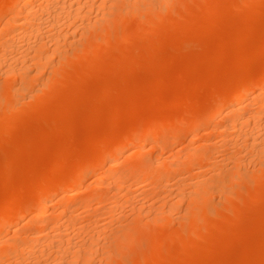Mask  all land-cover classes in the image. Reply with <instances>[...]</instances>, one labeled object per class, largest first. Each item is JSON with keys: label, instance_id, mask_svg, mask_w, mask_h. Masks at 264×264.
Segmentation results:
<instances>
[{"label": "rangeland", "instance_id": "rangeland-1", "mask_svg": "<svg viewBox=\"0 0 264 264\" xmlns=\"http://www.w3.org/2000/svg\"><path fill=\"white\" fill-rule=\"evenodd\" d=\"M144 1H138L136 6L141 9L147 7V2L151 5L152 0ZM251 1L166 0L164 11L155 3L145 11L135 10L138 7L132 4L124 13L125 8L119 10L123 7L120 0L115 12L103 11L107 17L101 11H92L94 24L88 17L91 27L86 29L77 22V27H70L75 34L67 33L69 28H65L64 33L70 37L65 41L68 45H62L65 53L61 51L62 56L55 54L45 61L41 72L36 73L33 68V82L26 90H20L19 79L0 76V98L12 96L11 101L5 97L0 105V220L4 222L0 239L9 241L5 244H18L21 237L31 232L44 234L47 230L48 240L67 232V238L74 239L72 246L69 239L66 243L71 248L65 245V235L59 248L63 244L68 251L80 248L79 243L81 248L91 243L97 250L89 264H264V153L260 152L261 156L258 151H248L245 137L243 141L226 132L225 113L211 111L225 88L239 86L248 75L254 77L264 71V0ZM7 3L0 0V29L7 16L13 14L12 5ZM44 84L47 87H42ZM263 95L264 79L224 107L228 110L229 105L232 108L233 104L245 102L257 110ZM147 126L153 130L150 135L143 132L132 146L125 148V155L118 154L123 159L137 149L131 155L136 154L133 164L128 158L131 165L125 162L114 172L122 174L133 166L132 170H142L133 172L134 179L126 178L130 185L123 187V183L118 192L113 183L103 182L106 171L111 170L112 156L99 152L111 146L120 133ZM261 131L258 137L264 130ZM152 144L156 148L152 149ZM191 150L190 158V154L186 155ZM150 161H156L152 163L153 171ZM89 164L90 170L67 189H57L47 202L27 206L9 221L6 214L11 204L29 205L38 199L42 185L83 172ZM135 174L139 176L136 178ZM82 199L92 200L85 205ZM175 201V208L167 212L170 202ZM62 203L69 205L71 212L58 217ZM56 224H60L58 230L63 234L54 232ZM91 237H95L94 242H89ZM43 241L47 244L44 248H50L45 249L43 258L38 253L41 258L34 257L35 261H55L50 250L56 248L55 239L51 240L54 244L44 239L39 247L45 245ZM25 248L27 251L29 247ZM4 250L9 249L3 247ZM74 253L75 258L78 255ZM14 255L18 256L9 255L7 261ZM15 256L13 261H17ZM73 256L70 260L74 261ZM62 257L58 259L61 262L69 258L65 254ZM7 261L2 263L17 264Z\"/></svg>", "mask_w": 264, "mask_h": 264}, {"label": "bare ground", "instance_id": "bare-ground-1", "mask_svg": "<svg viewBox=\"0 0 264 264\" xmlns=\"http://www.w3.org/2000/svg\"><path fill=\"white\" fill-rule=\"evenodd\" d=\"M134 1H136V4H135V2ZM138 1H143V2H145L144 0H121V3H119L120 2V0H100L99 2H98V0H7V4H10V5H12V7H13V14L11 15V13H10V15L9 16H7V19H6V21H5V23L3 24V26H2V28L0 29V76H4V77H7V76H9V77H11V80H15L16 78L17 79H19V82H20V90H26V89H24L25 87H27L28 86V84L30 85L32 82H33V79H30V72H31V70L34 68L35 70L34 71H36V73L37 72H41V70H39L40 68L42 69V66L44 65V63H45V61H48V59L50 58L51 59V57L52 56H54L55 54L57 55H60L61 53V51L63 50V46L62 45H64V43L65 44H67L65 41H67L68 40V38H70V37H68L67 38V36L69 35V34H75V30L73 31V30H71L70 29V27L71 26H76L77 27V25L79 24V23H77V22H81V24H84L85 25V27L84 28H89V26H90V23L91 22H89L90 21V19H88V17L89 18H91L92 16L90 15V13H92V11H98V12H102L103 13V11L105 12V14L107 13L108 14V10L110 11V10H112L111 12H115V9H116V7H117V5H115L116 3H119L120 4V6L123 4V7L121 6V7H119V10H121L122 8H125V9H123V11L122 12H124L125 10H127L128 11V7H130L132 4V7H135L136 5H138ZM171 1H173V0H171ZM2 2V1H1ZM123 2V3H122ZM149 2H151V1H149ZM170 2V1H169ZM250 2H252L251 0H250ZM155 3V4H154ZM165 3H166V0H152V2H151V5H156L157 7H159V8H161L162 7V9L164 8V5H165ZM253 3V2H252ZM139 4H141V3H139ZM147 4L149 5V7H152L148 2H147ZM230 4V3H229ZM9 5V6H10ZM115 5V6H114ZM148 5H147V7H148ZM153 5V6H154ZM119 6V5H118ZM125 6V7H124ZM140 6V5H139ZM142 6V5H141ZM171 6V5H170ZM136 7H138V6H136ZM135 7V8H136ZM146 6H143V7H141V9H139V7L138 8H136L135 10H137V11H141L142 10V8H143V10L142 11H145L146 10V8H147ZM145 8V9H144ZM154 8V7H153ZM105 9H107V10H105ZM114 9V10H113ZM131 9V8H130ZM152 9V8H151ZM149 10V9H148ZM165 9H163V11H164ZM10 11V10H9ZM132 11V10H131ZM153 11V10H152ZM168 11H170V10H168ZM8 12V11H7ZM94 12V13H95ZM110 12V13H111ZM133 12H134V10H133ZM136 12V11H135ZM158 12V11H157ZM156 12V13H157ZM117 13V12H116ZM125 13V12H124ZM146 13V12H145ZM158 13H160V12H158ZM104 14V13H103ZM104 14V15H105ZM123 14V13H122ZM136 14H138V12L136 13ZM102 15V14H101ZM101 15H99L100 16V18H102L101 17ZM103 15V17H107V15H105L104 16ZM140 15H142V14H140ZM157 15V14H156ZM91 16V17H90ZM109 16V15H108ZM137 16V15H136ZM159 16L157 15V18H158ZM96 18H99V17H96ZM109 18H110V16H109ZM142 18V17H141ZM149 18V17H148ZM103 19V18H102ZM106 19H108V18H105V20ZM150 19V18H149ZM160 19V18H159ZM159 19H157V20H159ZM89 20V21H88ZM146 21L148 20V19H145ZM91 21H92V18H91ZM104 21V20H103ZM102 21V22H103ZM145 21V22H146ZM160 21V20H159ZM87 22V23H86ZM94 21H92V24H94L93 23ZM106 21H104V23H105ZM116 22H117V19H116ZM128 22V21H127ZM77 23V25H75ZM99 23H101V22H99ZM91 24V25H92ZM143 24V23H142ZM89 25V26H88ZM100 25L101 24H99V29H100ZM74 26H73V28H74ZM92 26H94V25H92ZM97 26V25H96ZM116 26V25H115ZM91 27V26H90ZM109 27V26H108ZM121 27V26H120ZM65 28H67V30H68V28H69V31H67ZM72 28V29H73ZM95 27H93V29H94ZM105 28H106V26H105ZM64 29L67 31V33H69V34H67L66 33V31H65V33H64ZM99 29H97V30H99ZM111 29H113V28H111ZM71 30V31H70ZM90 31V30H89ZM74 32V33H73ZM85 32V31H84ZM86 32H87V30H86ZM85 32V33H86ZM106 32V31H105ZM104 32V33H105ZM81 33H83V32H81ZM80 33V34H81ZM97 33H99L98 31H97ZM103 33V32H102ZM88 34V33H87ZM84 35V34H83ZM95 35H97V34H95ZM5 36V37H4ZM71 37H72V35H70ZM81 36V35H80ZM73 37H75V35H73ZM78 37V36H77ZM46 39L48 40V41H46ZM76 39V38H75ZM83 39V38H82ZM85 39V38H84ZM101 40H103V39H101ZM53 42V44L51 43V42ZM73 41V40H72ZM95 41V40H94ZM78 42V41H77ZM96 42V41H95ZM97 42H101V41H97ZM51 43V44H50ZM62 43V44H61ZM76 43V42H75ZM71 44H74V43H71ZM85 44H87V42H85ZM68 45V44H67ZM82 45V44H81ZM60 47H62V48H60ZM65 47L66 46H64V49H65ZM70 47H72V46H70ZM82 47H84L83 45H82ZM88 47V46H87ZM95 47V46H94ZM76 48V47H75ZM80 48V47H79ZM62 49V50H61ZM77 49V48H76ZM33 52V54H31L30 55V53H32ZM66 51V50H65ZM70 51V50H69ZM73 51V48H72V50H71V52ZM63 52V51H62ZM63 53H65V52H63ZM78 53V52H77ZM71 54V53H70ZM61 56H62V54H61ZM70 56H72V55H70ZM64 57V56H63ZM58 59V58H57ZM67 59V58H66ZM61 61H63V59H61ZM62 63V62H61ZM216 63V62H215ZM63 64V63H62ZM52 65H54V64H52ZM60 66V65H59ZM59 66H57V68L59 67ZM50 67V66H49ZM55 67V66H54ZM264 68V67H263ZM217 69V68H216ZM56 70V69H55ZM62 70V69H61ZM33 71V70H32ZM263 71V70H262ZM34 73V72H33ZM36 73L35 74H32L33 76L34 75H36ZM53 73H55V72H53ZM1 74H3V75H1ZM45 74V73H44ZM249 74V73H248ZM32 75H31V77H32ZM249 76V75H248ZM247 76V78L245 77V79L243 80V81H240L241 83L239 84V86H236L235 87V85L234 86H231V87H227V88H225L224 89V91L217 97V99H216V101H215V104L212 106V110L211 111H213V112H224L225 113V123H226V125L224 124L223 126L227 129V131L226 132H229V133H231L232 135H235V136H240V137H242V139H243V137H245V141H244V139H243V141L245 142V144H246V149H248V151L250 150V151H252V152H254V153H256V151H258V153H260V152H263L264 153V99H261L260 100V107L259 108H257L256 107V109L257 110H253L252 109V107H251V104L249 105V107H251L250 109H249V107H248V103H247V105L245 104V102H238L237 104H233V106H232V108H230V105L228 106L229 108H228V110H226L227 108L226 107H224V104H227L226 102H228L229 100L231 101V99H233L234 97H237V96H240V95H242V93H245L249 88H251V87H253V86H255V85H257V84H259V83H261V81L264 79V71L263 72H261L260 74H256L254 77H252V76H249L248 77ZM19 77V78H18ZM47 77V76H46ZM51 77V76H50ZM15 78V79H14ZM6 79V78H5ZM10 80V79H9ZM36 80V79H35ZM52 80V79H51ZM16 81V80H15ZM42 81V80H41ZM44 81H46V80H44ZM36 82V81H35ZM51 82V81H50ZM45 84H48L49 83V81H47V82H44ZM2 84H4L3 82H2ZM43 84V82L41 83V85ZM43 85L42 87H47L46 85ZM261 85V84H260ZM19 86V85H18ZM18 86H17V88H18ZM229 86V85H228ZM1 87V86H0ZM31 87V86H30ZM38 87V86H37ZM233 87V88H232ZM13 88H14V86H13ZM13 88H11V89H13ZM38 89V88H37ZM36 89V90H37ZM1 90V89H0ZM15 90V89H14ZM17 90V89H16ZM19 90V89H18ZM33 90H34V88H33ZM35 91V90H34ZM19 92V91H18ZM28 92V91H27ZM17 93V92H16ZM16 93H14V95L16 94ZM35 94V93H34ZM18 94H16V96H17ZM36 96H37V93L35 94ZM15 96V97H16ZM28 96V95H27ZM264 96V95H263ZM6 98H8L9 100H10V97H12L11 95H9V96H5ZM5 97H2V98H0V105H1V102L3 101V99L5 98ZM33 97V94H32V96H31V98ZM23 98V97H22ZM264 98V97H263ZM14 99V98H13ZM24 99V98H23ZM5 101V100H4ZM11 101V100H10ZM258 102H259V100H257ZM256 101V102H257ZM5 103V102H4ZM3 104V103H2ZM6 104V103H5ZM8 104V103H7ZM6 104V105H7ZM19 104V103H18ZM17 104V105H18ZM26 104V103H25ZM28 104V103H27ZM257 104H259V103H257ZM16 105V104H15ZM12 106V105H11ZM10 106V107H11ZM12 108V107H11ZM15 108V107H14ZM226 108V109H225ZM11 110V109H10ZM206 110V109H205ZM8 111V110H7ZM213 112H209V113H212V116H213ZM3 113V112H2ZM8 113V112H7ZM201 113V112H200ZM198 114V113H197ZM200 116V115H199ZM3 117V116H2ZM218 118V117H217ZM208 120V119H207ZM222 123V122H221ZM11 124V123H10ZM150 125V124H149ZM152 125H154V124H152ZM196 125H197V123H196ZM223 126H222V128H223ZM251 126V127H250ZM142 127V126H141ZM150 127H151V125H150ZM150 127H144V128H142V129H140V130H137V129H135L134 130V128L132 129V130H130V129H128V130H126L125 132H122V133H120L119 135H120V137L118 136V138L116 137V138H114L115 140H113L114 142L111 144V146H106L105 148H103V150H101L99 153L100 154H103V155H105L106 157H107V155H110V157H111V160H110V162H111V170L110 169H108L109 171H106V175L104 176L105 177V180L103 181V182H105L106 181V183H113V185H115L116 187H118V189H119V191L118 192H121L122 191V189H120L121 188V185L123 184V187H125V184L127 185H130L129 183H128V181H126L127 179L128 180H130L131 178H133L134 179V173L135 172H137V169H139L140 170V172L142 171L141 170V168H137V169H134V170H132L135 166H133V168L131 169V167H130V170H132V171H130L129 169H127L124 173H122V174H119V173H116L118 170V167L120 166H123L124 164H125V162H126V164L127 163H129V162H127L126 160L128 159V158H131V162H132V164H133V162H134V160H133V157H134V159H135V155L136 154H134L133 156H131L133 153H135L134 151H136L135 149L133 150V152H129L128 154H126V157L124 156V158H126V159H122V161H120L121 159H120V157L118 156V154L121 156V154H123V155H125V153H123L124 151H125V148H127L128 146H132V144H134L138 139H139V137H140V135L144 132L145 134H147V135H150L152 132H153V130H152V128H150ZM247 127H250L251 128V130H249L250 128H248V130H247ZM154 128H155V126H154ZM224 128V129H225ZM260 129V131H261V129H263L262 131H263V134H261V136L260 137H258V135H259V133H260V131L258 130V129ZM257 129V130H256ZM216 130V129H215ZM254 130H256V131H259V132H256V131H254ZM262 131H261V133H262ZM223 132V131H222ZM226 132H224V133H226ZM256 132V134H254ZM48 133V132H47ZM122 134V135H121ZM258 134V135H257ZM229 136V135H228ZM239 137V138H240ZM157 138V137H156ZM241 139V138H240ZM152 142V141H151ZM236 142V141H235ZM241 142V141H240ZM244 142H242V143H244ZM156 144V143H155ZM239 144V143H238ZM245 144H243L244 145V147H245ZM107 145V144H106ZM240 145H241V143H240ZM158 146V145H157ZM100 147V146H99ZM152 149H154V148H156L155 147V145H151L150 146ZM150 148V149H151ZM199 148V147H198ZM131 149V148H130ZM144 150H146V149H144ZM245 150V149H244ZM128 151V150H127ZM130 151V150H129ZM151 151V150H150ZM187 151V150H186ZM246 151V150H245ZM139 151H137V153H138ZM145 152V151H144ZM188 152H189V150H188ZM190 152H192V150L190 151ZM200 152V151H199ZM160 153V152H159ZM249 153H251V152H249ZM253 153V154H254ZM190 154V155H189ZM191 154H193V152L192 153H188L186 156H188L189 155V157L190 156H193V155H191ZM257 154V153H256ZM261 154V156H262V153H260ZM116 155H117V157H116ZM156 155V154H155ZM228 155V154H227ZM145 156V155H144ZM147 156V155H146ZM194 156H195V153H194ZM104 157V156H103ZM105 157V158H106ZM109 157V158H110ZM197 157V156H196ZM196 157L194 158V159H196ZM202 157H205V155L204 156H202ZM227 157H229V156H227ZM235 157V156H234ZM191 158V157H190ZM206 158V157H205ZM180 159V158H179ZM186 159V158H185ZM193 159V158H192ZM152 160V159H151ZM158 160V159H157ZM181 160V159H180ZM183 160V159H182ZM26 161V160H25ZM128 161H129V159H128ZM162 161V160H161ZM201 161V160H200ZM229 161V160H228ZM131 162L129 163L130 165H131ZM163 162V161H162ZM165 162V161H164ZM170 162V161H169ZM190 162V161H189ZM152 163H154V164H156V161L155 162H152ZM151 163V161H150V164H151V166L149 167V168H153V167H155L154 166V164H152ZM178 163V162H177ZM180 163H181V161H180ZM180 163H178L179 165H180ZM183 163H185V162H183ZM204 163V162H203ZM237 163H239V162H237ZM125 164V165H126ZM150 164H146L147 166H149ZM162 164V163H161ZM190 164H192L193 165V163H191L190 162ZM263 164V163H262ZM86 165V164H85ZM94 165V164H93ZM129 165V166H130ZM172 165H175V161H174V164L172 163ZM172 165H170V166H172ZM182 165L183 164H181V166H178L177 168H181L182 167ZM189 165V164H188ZM196 165V164H195ZM147 166H145V167H147ZM157 166V165H156ZM164 166V165H163ZM162 166V167H163ZM169 166V165H168ZM177 166V165H176ZM176 166H174L175 168H176ZM211 166V165H210ZM221 166V165H220ZM260 166V165H259ZM216 167H218L217 165H216ZM224 167V166H223ZM264 167V166H263ZM90 168H91V165L89 164V166L87 165V167L86 168H84V170H83V172H79L78 174H80V175H78V174H74V175H70V176H67L66 178H63V179H54V180H51V181H49L47 184H44V185H42V188H41V192L39 193V197H38V195H37V198L38 199H35V201H33V202H29V205H22V204H19V202H17V204H11V206L9 207V208H7L8 210H7V218L9 219V221L11 220V219H15L14 217H16V216H18V215H20L23 211H25V210H27V209H25L27 206H34V205H36L37 203H39V202H47L48 201V199H50L51 197V195L53 194V193H55L56 192V190L58 189L59 191H60V189H62V188H66L67 186L69 187V185L72 183L73 184V182L75 183V181H77V180H79L80 178H82V176L86 173V172H88L89 170H90ZM116 168V169H115ZM127 168H129V167H127ZM149 168H148V170H149ZM160 168V167H159ZM176 168V169H177ZM210 168V167H209ZM231 168V167H230ZM229 168V169H230ZM144 169V168H143ZM162 169V168H161ZM174 169V168H173ZM176 169H174V170H176ZM211 169V168H210ZM213 169V168H212ZM218 169V168H217ZM257 169V168H256ZM113 170H115L116 172H114ZM136 170V171H135ZM169 170H171V168L169 169ZM216 170V169H215ZM221 170V169H220ZM226 170H228V169H226ZM255 170V169H254ZM129 171V172H128ZM144 171H146L147 172V170H144ZM143 171V172H144ZM151 171H153V169L151 170ZM225 171V170H224ZM223 171V172H224ZM245 171V170H244ZM248 171V170H247ZM72 172V171H71ZM134 172V173H133ZM172 172V171H171ZM237 172V171H236ZM250 172V171H249ZM139 173V172H138ZM145 173V172H144ZM176 172H174V174H175ZM205 173V172H204ZM220 173V172H219ZM228 173V172H227ZM253 173V172H252ZM257 173H261V172H257ZM67 174V173H66ZM119 174V175H118ZM140 174V173H139ZM139 174H137L138 176H139ZM160 174V173H159ZM173 174V173H172ZM173 174V175H174ZM221 174H222V172H221ZM248 174V173H247ZM137 175L135 174V177L137 178ZM142 175V174H141ZM149 175V174H148ZM223 175V174H222ZM66 176V175H65ZM131 176V178H129ZM169 176V175H168ZM228 176V175H227ZM236 176V175H235ZM253 176V175H252ZM104 177H103V179H104ZM141 177V176H140ZM143 177V176H142ZM155 177H157V176H155ZM154 177V178H155ZM166 177V176H165ZM203 177V176H202ZM219 177H220V175H219ZM234 177V176H233ZM237 177V176H236ZM127 178V179H126ZM145 178H146V176H145ZM167 178V177H166ZM178 178H179V176H178ZM235 178V177H234ZM141 179V178H140ZM177 179V178H176ZM214 179H215V177H214ZM225 179H227V178H225ZM236 179V178H235ZM259 179V178H258ZM162 180V179H161ZM160 180V181H161ZM224 180V179H223ZM155 181V180H154ZM209 181V180H208ZM212 181V180H211ZM213 181H215V180H213ZM231 181V180H230ZM126 182V183H125ZM131 182H132V180H131ZM202 182V181H201ZM227 182H229V180L227 181ZM145 183H146V181H145ZM199 183V182H198ZM155 184V183H154ZM189 184V183H188ZM215 184H217V183H215ZM108 185V184H107ZM131 185H132V183H131ZM135 185V184H134ZM158 185V184H157ZM195 185V184H194ZM200 185V184H199ZM153 186V185H152ZM196 186V185H195ZM105 187H108V186H105ZM130 187V186H129ZM149 187V186H148ZM185 187V186H184ZM220 187V186H219ZM218 187V188H219ZM82 188V187H81ZM196 188V187H195ZM200 188V187H199ZM204 188V187H203ZM207 188V187H206ZM67 189V188H66ZM130 189V188H129ZM134 189V188H133ZM158 189V188H157ZM184 189V188H183ZM198 189V188H197ZM197 189H196V192H197ZM212 189V188H211ZM126 190V189H125ZM159 190V189H158ZM194 190V189H193ZM216 190V189H215ZM109 191V190H108ZM130 191V190H129ZM134 191V190H133ZM198 191H201V190H198ZM117 192V191H116ZM115 192V193H116ZM192 192H195V191H192ZM202 192V191H201ZM73 193H74V191H73ZM91 193V192H90ZM114 193V194H115ZM156 193V192H155ZM197 193H199V192H197ZM223 193V192H222ZM76 194V193H75ZM78 194V193H77ZM97 194V193H96ZM99 194V193H98ZM103 194V193H102ZM122 194V193H121ZM124 194V193H123ZM122 194V195H123ZM126 194V193H125ZM130 194V193H129ZM165 195V194H164ZM171 195V194H170ZM205 195V194H204ZM62 196V195H61ZM121 196V195H120ZM130 196V195H129ZM197 196V195H196ZM196 196H194V197H196ZM58 197H59V195H58ZM57 197V198H58ZM118 197H119V195H118ZM135 197V196H134ZM199 197V196H198ZM90 198H91V196H90ZM125 198V197H124ZM55 199V198H54ZM85 200L86 199H89V198H84ZM105 199V198H104ZM184 199V198H183ZM32 200V199H31ZM62 200V199H61ZM83 200V199H82ZM85 200H83V201H85ZM92 199H90V201H91ZM114 200H116V199H114ZM113 200V201H114ZM118 200V199H117ZM199 200V199H198ZM26 201V200H25ZM87 201H89V200H87ZM87 201H85V205H87L88 203H90V201L89 202H87ZM181 201H182V199H181ZM80 203V202H79ZM111 203V202H110ZM172 203V204H171ZM175 203H178V201H175V202H170V204H169V208H168V211L167 212H169V211H172V209H174L175 207H174V205H176ZM28 204V203H27ZM46 204V203H45ZM61 204V203H60ZM68 204H69V202H68ZM82 202H81V205H84ZM155 204V203H154ZM50 205V204H49ZM54 205V204H53ZM73 205H74V203H73ZM55 206V205H54ZM129 207V206H128ZM135 207V206H134ZM137 207V206H136ZM141 206H139V208H140ZM29 208V207H28ZM165 208V207H164ZM25 209V210H24ZM59 209H60V207H59ZM113 209V208H112ZM132 209V208H131ZM141 209V208H140ZM58 210V209H57ZM69 210H70V208H69V205H67V204H65V203H62V205H61V209L59 210V214H57L56 213V215H58V217L60 216V217H62L61 215H63V217H64V215L66 214V215H69V214H67V212H69ZM71 210H73V209H71ZM105 210H107L108 211V209H105ZM75 211H76V209H75ZM5 212H6V210H5ZM71 212V211H70ZM69 212V213H70ZM74 212V211H73ZM106 212V211H105ZM149 212H151V211H149ZM164 212H166V210L164 211ZM139 213H141V211H138V214ZM55 214V213H54ZM72 214V213H71ZM70 214V215H71ZM119 214V213H118ZM164 214V213H163ZM43 215V214H42ZM44 215H46V214H44ZM65 215V216H66ZM126 215V214H125ZM55 216V215H54ZM73 216V215H72ZM136 216V215H135ZM145 216V215H144ZM147 216V215H146ZM166 216V215H165ZM81 217V216H80ZM120 217H121V215H120ZM168 217V216H167ZM36 218V217H35ZM51 218V217H50ZM83 218V217H82ZM118 218V217H117ZM116 218V219H117ZM159 218H161V217H159ZM158 218V219H159ZM166 218V217H165ZM164 218V219H165ZM8 219H4V220H6V222H7V220ZM39 219H41L40 217H39ZM167 219V218H166ZM171 219V218H170ZM62 220V219H61ZM73 220V219H72ZM75 220H76V217H75ZM121 220V219H120ZM153 220H156V219H153ZM162 219H160V221H161ZM8 221V222H9ZM63 221V220H62ZM74 221V220H73ZM85 221V220H84ZM122 221V220H121ZM167 221V220H166ZM179 221H181V220H179ZM56 222V221H55ZM68 222V221H67ZM78 222V221H77ZM80 222V221H79ZM162 222V221H161ZM4 222L3 221H1L0 220V226H2V224H3ZM38 223V222H37ZM58 223V222H57ZM71 223H72V221H71ZM147 223V222H146ZM32 224V223H31ZM43 224V223H42ZM63 224V222L61 223V225ZM65 224V223H64ZM68 223H66V225H67ZM87 224V223H86ZM94 224H96V223H94ZM93 224V225H94ZM121 224V223H120ZM10 225V224H9ZM50 225V224H49ZM65 225V226H66ZM72 225V224H71ZM92 225V224H91ZM90 225V226H91ZM97 225V224H96ZM154 225H155V223H154ZM12 226V225H11ZM56 226V227H55ZM53 225V227H50V228H53V230L55 229V231L54 232H56L58 229H60V224H56V225ZM62 226H64V225H62ZM61 226V227H62ZM70 226V225H69ZM101 226V225H100ZM127 226V225H126ZM15 227V226H14ZM44 227V226H43ZM49 226H47V228H48ZM97 227V226H96ZM45 228V227H44ZM44 228H43V230H44ZM46 228V229H47ZM81 228V227H80ZM83 228V227H82ZM99 228V227H98ZM97 228V229H98ZM101 228V227H100ZM87 229V228H86ZM89 229V228H88ZM95 229V228H94ZM104 229V228H103ZM106 229V228H105ZM104 229V230H105ZM13 230V229H12ZM37 231H38V229H36ZM42 230V231H43ZM85 230V229H84ZM102 230V229H101ZM47 231V230H46ZM46 231H44V232H42V233H44V234H39V233H29L27 236H24V238L22 239V237H21V240H20V243H18V244H16V243H12V244H5V243H8L9 241H5V239H0V263H2V261H4L3 263H5V260L7 261V257L9 256V255H13V254H18V256L16 255H14L15 257H17V261H13V257H12V261L11 260H9V258H8V261H7V263L10 261V263H12V262H14V263H16L17 262V264H28V263H30V264H59V262L60 263H64V264H68L69 262V260H70V257H72L73 256V253L74 252H77V253H74V254H76V255H78L77 257H75V258H77V259H75L74 258V256H73V259H74V261L72 260V262H71V264L72 263H76V264H78V261L81 259L82 260V262H81V260H80V264H83V263H87V264H89V261L91 262V260L90 259H92V258H94L93 256H95V254L94 253H96V250H97V248H96V250L91 246V243H89V246H88V244L87 243H85V244H87L86 245V247H84V248H81L82 247V245H81V243H79L78 244V246H80V248L78 247V246H76L77 245V243L78 242H76V241H74V242H76L75 244L76 245H74L75 247H78V248H76V249H69V250H72V251H67V249L68 248H71V247H69L68 245H69V243H66V242H70L69 240H72V242H70V245L72 246V244L71 243H73V238L72 239H69V237L67 238V235H66V233L64 234V235H58V239L60 238V240H58L57 239V237L55 238V237H53L54 239H55V244H54V242L53 241H51V240H54L53 238H50L51 240H48L47 238L50 236V233H46ZM83 231V230H82ZM110 231H112V230H110ZM116 231V230H115ZM40 232V231H39ZM47 232H49V231H47ZM50 232H51V229H50ZM61 231H59L58 230V233L57 234H59ZM79 232V231H78ZM100 232V231H99ZM119 232H121V229L119 230ZM17 233V232H16ZM23 233V232H22ZM24 233H26V232H24ZM53 233V232H52ZM56 233H54V234H52V235H55ZM64 233V232H63ZM63 233H60V234H63ZM95 233V232H94ZM101 233V232H100ZM141 233H143V231L141 232ZM56 234V235H57ZM68 234H69V232H68ZM92 234V233H91ZM102 234V233H101ZM117 235H118V233H116ZM127 234V233H126ZM174 234V233H173ZM66 235V237L65 238H67V240L68 241H66V240H64L65 241V245H67L68 246V248H66V249H63L64 248V246L65 245H63L62 244V248H61V251L63 252V253H60V248H59V246H61V243L60 242H63V239H64V236ZM72 235V234H71ZM88 235H89V233H88ZM93 235H95V234H93ZM99 235V234H98ZM114 235V234H113ZM21 236H22V234H21ZM98 237V236H97ZM109 237V236H108ZM114 237V236H113ZM113 237H111V238H113ZM147 237V236H146ZM1 238V237H0ZM88 238H89V236H88ZM95 238V237H94ZM94 238L93 237H91V240L89 241V242H94ZM100 238V237H99ZM116 238V237H115ZM14 239V238H13ZM44 239H46L47 241H51L54 245H56L55 247H53V248H55V250H56V253L57 254H55V250H52V249H50L51 251H52V254L54 253V258H55V261L53 260V262H51V261H49V263L48 262H44L42 259H41V262L40 261H38V260H40V258L42 257H45L46 255H44V254H47V253H45L50 247H48V249H47V247L46 248H44L45 246H47V244H45L44 242L45 241H43V243L45 244L44 246L43 245H41L42 247H39L40 245H39V243H41L42 242V240H44ZM57 239V240H56ZM90 239V238H89ZM128 239V238H127ZM7 240V239H6ZM97 240H99V239H97ZM117 240V239H116ZM183 240V239H182ZM47 241H46V243H47ZM58 241V242H57ZM60 241V242H59ZM80 241H82V240H80ZM84 242V241H83ZM111 242V241H110ZM52 243H49V244H51V246H52ZM56 243H59V244H56ZM99 243V242H98ZM109 243V242H108ZM4 244L6 245V246H4ZM42 244V243H41ZM48 244V246H50ZM84 243H83V245H85ZM115 244V243H114ZM103 245V244H102ZM116 245V244H115ZM115 245L113 246V247H115ZM148 245V244H147ZM26 246H28L31 250H30V252L27 254V256L26 255H24V254H26V252L29 250V248H28V250L26 251ZM57 246H58V248H57ZM88 246V247H87ZM3 247H8V249L9 250H4L3 251ZM149 247V246H148ZM39 248H42V250L40 251L39 250ZM74 248V247H73ZM7 249V248H6ZM45 249H46V251H45ZM77 249H78V251H77ZM107 249V248H106ZM59 250V251H58ZM63 250H65V251H63ZM112 250V249H111ZM114 250V249H113ZM43 251V252H42ZM101 251V250H100ZM72 253V256L70 255V256H68V254H66V253H69V254H71ZM114 252H116L115 250H114ZM40 255H39V254ZM44 253V254H43ZM113 253V252H112ZM21 254V255H20ZM23 254V255H22ZM42 254V255H41ZM49 254H51V252H49L48 253V255ZM59 254V255H58ZM63 254V255H62ZM64 254L65 255H67V257H69L67 260H65L67 263H65V261H64V259H63V261L64 262H61L60 260H62V258H64V257H62V256H64ZM97 254H99L98 252H97ZM96 254V255H97ZM41 256V257H39V256ZM102 255V254H101ZM106 255V254H105ZM108 255V254H107ZM253 256V255H252ZM20 257V258H19ZM23 259H22V258ZM36 259H38V260H36V261H38V262H36L35 261V258ZM38 257V258H37ZM51 257L52 256H50V258L48 257H46L47 259H51ZM62 257V258H61ZM66 257V258H67ZM103 257H105V256H103ZM53 258V259H54ZM61 258V259H60ZM65 258V259H66ZM80 258V259H79ZM147 258V257H146ZM258 258V257H257ZM19 259H21V261L19 260ZM45 259V258H44ZM58 259H60V260H58ZM79 259V260H78ZM98 259V258H97ZM101 259H103V258H101ZM56 260H58L57 262H56ZM70 260V261H71ZM76 260H78V261H76ZM95 260V259H94ZM100 260V259H99ZM110 260V259H109ZM25 261L26 262H28V263H25ZM48 261V260H47ZM108 262V261H107ZM264 262V261H263ZM2 263V264H3ZM92 263V262H91ZM90 263V264H91ZM255 263V262H254ZM94 264V263H93ZM104 264V263H103Z\"/></svg>", "mask_w": 264, "mask_h": 264}]
</instances>
